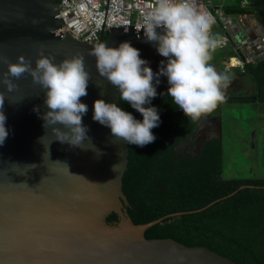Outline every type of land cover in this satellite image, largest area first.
I'll return each instance as SVG.
<instances>
[{
    "label": "water",
    "instance_id": "95a60500",
    "mask_svg": "<svg viewBox=\"0 0 264 264\" xmlns=\"http://www.w3.org/2000/svg\"><path fill=\"white\" fill-rule=\"evenodd\" d=\"M61 1L0 0V60L17 63L23 56L35 68L40 51L54 57V63L83 56L91 79L81 103L88 106L83 124L91 141L71 148L54 140L40 118L46 111L44 90L27 73L19 79L9 77L18 86L11 93L0 84L8 131L0 145V264H236L207 247L145 237L152 226L184 213L143 225L130 218L122 190L129 144L92 119L97 99L122 110L123 105L118 90L99 75L96 58L89 53L99 43L118 47L129 42L154 74L167 59L159 55L155 42L147 41L143 30L137 31L140 26L108 28L93 45L69 32L63 34ZM5 72L7 64L0 62V77ZM159 81L168 89L167 77L160 76ZM36 107L40 114L33 110ZM213 112L202 118L195 132L200 131L206 141H221L222 120ZM96 150L102 155L97 157ZM260 163L264 169V130ZM32 164L36 167L30 168ZM113 213L119 221L109 224L107 218Z\"/></svg>",
    "mask_w": 264,
    "mask_h": 264
},
{
    "label": "clouds",
    "instance_id": "9594fccd",
    "mask_svg": "<svg viewBox=\"0 0 264 264\" xmlns=\"http://www.w3.org/2000/svg\"><path fill=\"white\" fill-rule=\"evenodd\" d=\"M214 23L209 13L198 8L196 0H155L137 31L143 30L147 41L155 42L159 55L167 59L166 65L161 62L156 74L129 42H121L118 47L97 44L89 55L96 58L99 75L143 119L137 120L115 103H106L103 99L94 101L92 119L108 127L112 137L127 144L144 147L154 143L156 136L152 129L159 127L160 116L151 101L157 96L153 82L158 84L160 76L167 77V94L186 118L195 122L213 112L225 100L224 90L230 82L229 74L218 71L211 63L212 53L224 43L222 36L212 32ZM157 29L163 31L157 32ZM39 57L35 68L23 56L17 58V63L0 60L7 64L0 84L11 93L18 86L9 77L19 79L25 73L30 75L45 93L46 111L40 115L43 127L50 129L55 141L80 148L84 141H91L89 129L83 124L88 106L81 103V98L88 94L91 79L85 70L84 57L75 55L59 63H54L55 58L45 56L43 51ZM4 104L5 94L0 92V145L8 136ZM33 110L40 114L39 107ZM96 155L99 157L102 153L96 150Z\"/></svg>",
    "mask_w": 264,
    "mask_h": 264
},
{
    "label": "trees",
    "instance_id": "16d2710c",
    "mask_svg": "<svg viewBox=\"0 0 264 264\" xmlns=\"http://www.w3.org/2000/svg\"><path fill=\"white\" fill-rule=\"evenodd\" d=\"M242 2L245 8H225L227 13L256 14L264 27V0ZM225 53L234 55L233 51ZM243 74L252 81V94L225 95L217 108L231 102L264 105V59L247 64ZM153 83L157 96L151 106L160 116L159 127L152 129L156 140L144 147L129 144V162L122 181L130 218L136 225H143L184 213L152 226L145 237L207 247L236 264H264V179H224L223 146L217 139L204 144L198 155L186 149L179 153V147L190 140L203 117L195 122L186 118L164 85ZM120 101L124 111L142 121L135 109ZM118 221L115 213L107 218L109 224Z\"/></svg>",
    "mask_w": 264,
    "mask_h": 264
},
{
    "label": "built area",
    "instance_id": "2783aa9c",
    "mask_svg": "<svg viewBox=\"0 0 264 264\" xmlns=\"http://www.w3.org/2000/svg\"><path fill=\"white\" fill-rule=\"evenodd\" d=\"M222 1L221 9L226 7V0ZM196 4L214 18L212 32H223L220 36L224 43L217 49L234 52L222 59L224 71L235 69L244 73L247 64L264 59V27L256 14L228 16L220 9L218 20L212 13L214 0H196ZM154 5L155 0H62L60 18L65 25L61 31L79 41L97 44L108 28L141 26L144 14ZM240 6L245 8V2Z\"/></svg>",
    "mask_w": 264,
    "mask_h": 264
},
{
    "label": "rangeland",
    "instance_id": "374dc122",
    "mask_svg": "<svg viewBox=\"0 0 264 264\" xmlns=\"http://www.w3.org/2000/svg\"><path fill=\"white\" fill-rule=\"evenodd\" d=\"M223 1L214 0L212 13L219 20L218 12ZM226 7L221 9L225 15L235 16L236 13H227L225 8H236L238 0H226ZM221 35L223 32L217 30ZM228 49H216L212 53L211 63L218 71L223 72L222 57L225 58ZM214 60H220L214 62ZM230 76L229 86L224 95L246 96L253 92V84L248 76L238 70L225 71ZM215 114L221 118L223 134V172L224 179H264V169L260 163L261 139L264 130V105L258 103L231 102L221 104ZM256 132L254 146L251 138Z\"/></svg>",
    "mask_w": 264,
    "mask_h": 264
},
{
    "label": "flooded vegetation",
    "instance_id": "af4514ba",
    "mask_svg": "<svg viewBox=\"0 0 264 264\" xmlns=\"http://www.w3.org/2000/svg\"><path fill=\"white\" fill-rule=\"evenodd\" d=\"M212 116L214 118L218 117L217 115H213V114ZM207 142L209 141H206L204 138L201 137L200 131L195 132L189 141L184 142L183 145L179 147V153H182L184 149H186L187 153L191 155H198L200 153L202 146H204V144H206Z\"/></svg>",
    "mask_w": 264,
    "mask_h": 264
},
{
    "label": "crops",
    "instance_id": "0c3cea01",
    "mask_svg": "<svg viewBox=\"0 0 264 264\" xmlns=\"http://www.w3.org/2000/svg\"><path fill=\"white\" fill-rule=\"evenodd\" d=\"M242 0H238V5L236 8H241L240 4H241Z\"/></svg>",
    "mask_w": 264,
    "mask_h": 264
}]
</instances>
